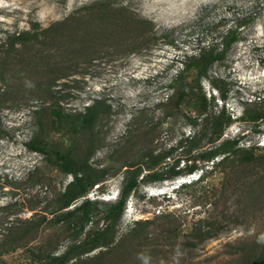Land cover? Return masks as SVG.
<instances>
[{
	"label": "rangeland",
	"instance_id": "1",
	"mask_svg": "<svg viewBox=\"0 0 264 264\" xmlns=\"http://www.w3.org/2000/svg\"><path fill=\"white\" fill-rule=\"evenodd\" d=\"M237 19L240 40L201 87L185 75L181 102L172 84L186 57ZM15 33L23 43L0 55V264H264V119L246 116L264 111V0H0V43ZM204 95L197 116L188 105ZM223 109L237 120L222 139L241 138L240 152L192 160L219 144L202 131ZM87 112L92 125L76 130ZM33 142L101 182L58 211L73 175ZM150 154L198 170L141 185L95 246L103 203L118 199L126 166ZM85 199L100 204L80 232L65 214Z\"/></svg>",
	"mask_w": 264,
	"mask_h": 264
},
{
	"label": "trees",
	"instance_id": "2",
	"mask_svg": "<svg viewBox=\"0 0 264 264\" xmlns=\"http://www.w3.org/2000/svg\"><path fill=\"white\" fill-rule=\"evenodd\" d=\"M240 27L241 20L237 19L235 21L234 27L228 29L226 35L222 37L221 40L217 38L212 39L207 43V45H204V47L200 49L198 55L186 57L183 72L178 75L177 79L172 84V88L176 89V92L180 95L179 97L181 102L186 99V88L183 85L186 79L185 75L190 72H194L196 75V82L198 86L201 87V80L203 78H209L208 74L210 68L217 62L224 60L228 51L240 40ZM22 43L23 33H15L13 35L7 36L5 41L0 43V55L3 56L2 59L9 56L15 50V47L21 45ZM222 99L226 100V97L222 96ZM206 102L207 99L204 95L198 99H195L194 104L188 105V107H190L191 112H194L197 116H200L207 108V105H204ZM90 110L91 109L89 108L87 109V111ZM262 110H264L263 107ZM55 114L59 116L58 113ZM246 116H248L247 118L250 121L258 123L260 120L264 119V111H258L255 115H249L247 113ZM189 119L193 125H196L195 119H192V117ZM234 120H237V118L232 119L230 115H226L224 109L219 112L218 115L211 116L210 122L205 126V129H203L202 132L210 133V144L214 145L217 142H219V144L211 147L210 149L203 150L202 153L192 156V160L214 162L216 158L221 157L222 159L220 161H224L229 156L238 154L240 152L241 138L222 139L225 129L231 123H233ZM92 123L93 119L87 112L84 115L76 117L73 121V126L76 130L83 131L90 127ZM193 136L196 137L197 135L194 133ZM180 146H182V144H180ZM27 148L30 151L46 156L64 173L73 175L72 181L66 186V189L61 196L58 211L66 210L72 206L74 202L86 197L93 186L101 182L100 179L94 178L90 167L86 166L80 169L77 164L62 151H53L48 147L42 146L41 144L35 142L27 144ZM193 150L194 149L191 148L189 155ZM145 158H147V160L144 162L143 167L133 169L138 165L126 166L129 170L124 177L123 186L119 191L118 199L114 203H103L106 206L104 214L106 228L104 230L96 231L90 235L89 241L94 243L95 246H98L97 243L105 236L106 233L110 231L111 226L120 220L126 209L129 197L133 192H136L141 187V185L171 181L185 174L192 175L196 170H198V167L195 165L189 166L185 170H182L181 168L178 169L180 160H178L175 165L169 166L165 163V160L169 158L168 155L154 156L150 154ZM99 204L100 203L98 201L85 199L84 202H82L80 205H77L74 210L67 211L68 213L65 214V217H67L68 220L79 218L77 228L80 230V232H82L92 221L94 209ZM51 261L53 262L52 264H64L65 256L53 257Z\"/></svg>",
	"mask_w": 264,
	"mask_h": 264
}]
</instances>
